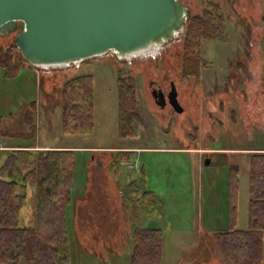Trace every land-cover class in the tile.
<instances>
[{
    "label": "rangeland",
    "instance_id": "obj_1",
    "mask_svg": "<svg viewBox=\"0 0 264 264\" xmlns=\"http://www.w3.org/2000/svg\"><path fill=\"white\" fill-rule=\"evenodd\" d=\"M194 1L199 5L206 0ZM212 1L225 10L223 40L204 42L207 66L195 81L182 84L192 87L197 99H202L196 107L207 119L205 138L199 129L198 112L182 120L170 108H153L148 97L147 81L158 71L147 62L167 57L174 42L156 58L131 59L130 63L118 61L111 54L88 58L66 76L62 74L64 69L34 72L25 67L17 77L6 78L0 69V128L16 132L21 106L35 100L36 146L75 150L71 202L65 210L69 264H130L132 234L122 236L125 224L128 231L134 227L129 221L130 183L153 191L158 198L160 213L142 214L136 224L161 231L163 248L157 264L184 262L185 250L198 240L196 232L202 257L219 263L211 235L228 225L230 164H238L240 169L236 228H248L247 152L264 153V0ZM76 75H91L93 81L94 126L84 134L64 133L60 128V86L66 77ZM119 76H130L137 89L143 130L136 138H120L117 133ZM22 130L28 132V127L23 124ZM29 142L28 133L23 137L0 134V166L6 156L1 148H7L2 145ZM111 147H119L122 152L104 153L116 150ZM208 148L212 153L206 156ZM89 167L90 181L85 191ZM0 178L4 176L0 174ZM25 193L19 226L31 227L35 190L28 186ZM83 194L84 198L75 201Z\"/></svg>",
    "mask_w": 264,
    "mask_h": 264
},
{
    "label": "trees",
    "instance_id": "obj_2",
    "mask_svg": "<svg viewBox=\"0 0 264 264\" xmlns=\"http://www.w3.org/2000/svg\"><path fill=\"white\" fill-rule=\"evenodd\" d=\"M201 12L193 14L186 23V31L174 42L162 60L175 59L184 79H197L207 66L203 57L205 41L223 40L225 10L212 0L203 2ZM25 67L34 69L21 56L13 43V36H0V69L6 78L17 77ZM76 66L62 70L66 74ZM117 82L120 138L139 137L143 130L137 89L130 76H119ZM60 128L64 133H89L94 126V96L91 75L65 78L60 86ZM37 103H24L17 117L19 129L8 132L0 128L2 136H26L28 144L2 145L6 156L0 166V263L2 264H69L65 210L71 202L74 151L68 147L37 148L35 115ZM16 116V114H15ZM24 120V122H23ZM10 121L7 122L9 124ZM28 132L22 130L23 124ZM122 152L119 147H111ZM121 149V148H120ZM249 200L248 228H236L239 195V165L230 164L226 186L228 225L212 233L218 264H263L264 234V153L247 152ZM87 169L85 191L90 181ZM35 190L34 222L31 227L19 226L26 188ZM77 195L75 201L84 198ZM130 206L129 221L134 227L130 264H157L162 256V237L159 229L136 226L140 216L160 213L159 201L151 190H141L130 183L127 188ZM75 211V210H74ZM197 242L185 250L180 264H213L202 257L199 234Z\"/></svg>",
    "mask_w": 264,
    "mask_h": 264
},
{
    "label": "water",
    "instance_id": "obj_3",
    "mask_svg": "<svg viewBox=\"0 0 264 264\" xmlns=\"http://www.w3.org/2000/svg\"><path fill=\"white\" fill-rule=\"evenodd\" d=\"M190 18L179 0H0V36L14 33L23 59L40 70L107 54L117 60L156 58L184 33ZM261 48L264 53V32ZM169 103L183 112L175 88Z\"/></svg>",
    "mask_w": 264,
    "mask_h": 264
},
{
    "label": "flooded vegetation",
    "instance_id": "obj_4",
    "mask_svg": "<svg viewBox=\"0 0 264 264\" xmlns=\"http://www.w3.org/2000/svg\"><path fill=\"white\" fill-rule=\"evenodd\" d=\"M179 1L182 2L184 5H186V7L190 10L191 16L197 12H201L203 8L202 5L203 3H199L198 5L194 0L191 1L193 3H189L186 0H179ZM184 31H186V28ZM179 39L180 37L178 38V40ZM178 40H175L174 42H177ZM169 45H171V43ZM173 54H171L172 58H169L166 61L157 58L156 60L152 59L147 62V64H151V67L153 65L157 66L155 67V69L158 71L157 75H155V78L154 77L150 78L147 81L148 97L152 103L153 108L155 107V109L157 108L158 110L161 111L170 108L174 111V109L169 103V91L172 88H175L177 92V99L184 108L182 113L177 114V117L178 116L182 117L183 120L185 118V115H188V117L190 118L191 115H193V113L197 114L198 112L199 113L198 119L200 122L199 129L200 132H202L203 130V134H204V136L201 135V137L203 136L205 138L206 137L205 134L207 131V128H205L207 127V119H205L204 111L202 112L196 107V105L197 106L200 105L202 99H200V97L199 100L197 99L196 95H194V93L191 91L192 87L182 85L183 82H191L193 80L195 81L196 79H184L181 76V70L179 68V64L175 59H173L174 57ZM204 68L201 69L200 74ZM162 103L164 104L163 106H161ZM220 103L222 102L220 101ZM189 111H191V114L189 113ZM188 128L190 129V127ZM206 152H207L205 153L206 156L209 155V153H212V151L209 150V148L206 150Z\"/></svg>",
    "mask_w": 264,
    "mask_h": 264
},
{
    "label": "crops",
    "instance_id": "obj_5",
    "mask_svg": "<svg viewBox=\"0 0 264 264\" xmlns=\"http://www.w3.org/2000/svg\"><path fill=\"white\" fill-rule=\"evenodd\" d=\"M37 148H40V149H45V148H48V147H46V146H37ZM109 175V177H110V179H111V181H113V184H114V187L117 189V184H116V182H115V180H114V178L112 177V175H110V174H108ZM104 189V188H103ZM120 193H122V198L124 197V192L123 191H120ZM124 221V219L122 220V222ZM124 226V225H123ZM131 229V228H130ZM131 232V230L130 231H128L127 230V228H126V224H125V227H123V230H122V236L123 237H127L128 236V234Z\"/></svg>",
    "mask_w": 264,
    "mask_h": 264
},
{
    "label": "built area",
    "instance_id": "obj_6",
    "mask_svg": "<svg viewBox=\"0 0 264 264\" xmlns=\"http://www.w3.org/2000/svg\"><path fill=\"white\" fill-rule=\"evenodd\" d=\"M121 61H122V60H121ZM124 61H127L128 63H130V60H124ZM129 167L132 168L133 165L130 164Z\"/></svg>",
    "mask_w": 264,
    "mask_h": 264
}]
</instances>
